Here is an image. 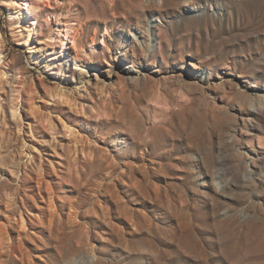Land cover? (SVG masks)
<instances>
[{
	"label": "rangeland",
	"instance_id": "1",
	"mask_svg": "<svg viewBox=\"0 0 264 264\" xmlns=\"http://www.w3.org/2000/svg\"><path fill=\"white\" fill-rule=\"evenodd\" d=\"M0 264H264V0H0Z\"/></svg>",
	"mask_w": 264,
	"mask_h": 264
},
{
	"label": "bare ground",
	"instance_id": "2",
	"mask_svg": "<svg viewBox=\"0 0 264 264\" xmlns=\"http://www.w3.org/2000/svg\"><path fill=\"white\" fill-rule=\"evenodd\" d=\"M42 2L44 3H47L49 0H41ZM16 2V1H15ZM17 3V2H16ZM18 13V12H17ZM20 16H21V23L22 25L24 26V28L26 29V32H25V36H26V40L28 42H31V39H32V36H33V33H34V29L31 28V26H29V22H28V18L29 16L32 14V5L31 3L29 2H26V6H24L20 12ZM179 81V80H178ZM179 84L180 81L178 82ZM181 86V85H179ZM261 109V108H260Z\"/></svg>",
	"mask_w": 264,
	"mask_h": 264
}]
</instances>
